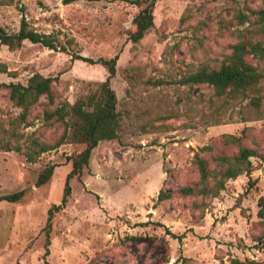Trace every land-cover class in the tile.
I'll use <instances>...</instances> for the list:
<instances>
[{
  "label": "rangeland",
  "instance_id": "1",
  "mask_svg": "<svg viewBox=\"0 0 264 264\" xmlns=\"http://www.w3.org/2000/svg\"><path fill=\"white\" fill-rule=\"evenodd\" d=\"M134 1L0 5V27L7 33H16L24 18L37 32L56 34L66 48L54 51L30 42L15 51L0 46V69L6 68L0 83L26 85L40 74L53 79L59 100L73 103L88 84L107 77L102 65L73 57H117L110 86L121 116L119 138L100 142L81 178L70 180L65 209L51 221L48 254L47 212L62 199L71 169L66 157L84 145H63L35 164L18 153L0 152V197L25 190L18 202H0V264H229L232 259L264 264V222L257 215L264 196V100L258 109L248 100L223 104L212 88L182 82L230 53L232 32L241 28L236 14H248L260 2L159 0L153 27L134 44L128 39L140 10ZM19 112L0 88V121ZM33 121L26 132L36 130L46 141L60 134L59 125L43 129L40 119ZM227 135L259 154L250 158L251 189L243 174L229 180L217 198L205 200L202 211L192 207L193 199L177 194L157 202L161 189L175 193L197 180L192 159L201 147L235 155L237 147L224 143ZM203 156L210 160L209 153ZM47 165H55L53 175L37 188V175Z\"/></svg>",
  "mask_w": 264,
  "mask_h": 264
},
{
  "label": "trees",
  "instance_id": "2",
  "mask_svg": "<svg viewBox=\"0 0 264 264\" xmlns=\"http://www.w3.org/2000/svg\"><path fill=\"white\" fill-rule=\"evenodd\" d=\"M159 0H135L133 4L140 8L132 20L133 29L128 32L130 42L136 44L153 27V10ZM194 1V0H188ZM257 9H248V14L238 12L235 16L240 29H235L232 35L235 43L231 51L215 66L204 65L190 74L182 82L186 85H206L213 90L215 99L223 104L248 100L249 104L258 109L264 100V0H259ZM13 0H0L1 6L12 5ZM24 42L40 45L43 48L65 52L66 48L60 43L56 34L39 33L31 28L22 18L16 33H7L0 27V46H6L10 51L20 49ZM89 64H100L107 77L103 82L91 83L85 94L80 95L73 103L59 100L53 87V79L40 74L32 75L26 85L20 83H0V88L7 91L8 100L20 112L16 117L0 121V152H15L24 157L25 161L35 164L42 155L56 152L66 144L84 145V149L72 156H67L71 169L66 176L63 195L59 205H53L47 212L44 227L46 237L45 254H48L51 221L55 214L65 209L71 194L70 180L80 179L84 169L88 168L92 151L102 141L119 138L121 116L117 109L118 100L110 86L116 75L117 57L93 61L80 56H74ZM5 73L6 68L1 67ZM44 99V101H43ZM222 104V105H223ZM34 109H39L37 115L31 117ZM40 119L43 129L56 125L61 127L60 134L51 141L44 140L38 131L26 132L33 127L34 119ZM226 145H235V155H214L212 146L206 145L193 155L192 163L198 173L195 182L179 188L175 193L161 189L157 202L171 200L175 194L181 198L194 200L192 207L203 210L205 200L217 198L229 180L245 174L249 177L248 190L255 181L250 178L254 167L250 158L258 157L257 151L242 146L240 139L226 136ZM210 154V160L203 156ZM209 162L213 167H209ZM55 165H47L39 171L35 187L47 184L54 172ZM167 182L165 179L164 184ZM25 195L20 190L0 197L1 201L15 203ZM258 217L264 222V196L259 200ZM169 232V231H168ZM171 234V233H168ZM176 239L180 237L172 234ZM45 264H48L47 262ZM229 264H262L255 261H239L232 259Z\"/></svg>",
  "mask_w": 264,
  "mask_h": 264
}]
</instances>
